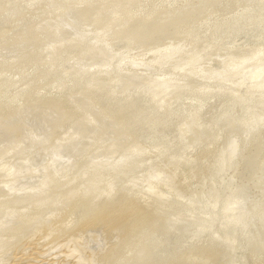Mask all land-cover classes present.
Segmentation results:
<instances>
[{"label":"rangeland","instance_id":"obj_1","mask_svg":"<svg viewBox=\"0 0 264 264\" xmlns=\"http://www.w3.org/2000/svg\"><path fill=\"white\" fill-rule=\"evenodd\" d=\"M0 264H264V0H0Z\"/></svg>","mask_w":264,"mask_h":264},{"label":"bare ground","instance_id":"obj_2","mask_svg":"<svg viewBox=\"0 0 264 264\" xmlns=\"http://www.w3.org/2000/svg\"><path fill=\"white\" fill-rule=\"evenodd\" d=\"M140 205V204H139ZM153 206H154V204L152 205V208H153ZM142 206H140V207H138V205L136 206V205H131V206H129V207H127V208H125V210L122 212V213H119L118 215H116L115 217H108L107 215H106V213L108 212L107 210H106V208L104 209V210H99L98 212H93L92 213V215H91V217L88 219V220H86L85 222H84V226H83V228L84 227H87V228H89V227H91V226H94V225H97L98 224V222L100 223V221H105L106 223L105 224H107V221H108V224H109V229L112 227V230H114V227H116V229H117V225H121L122 226V228H121V226L119 227V229H120V231L124 228V230L123 231H126L125 230V227H126V229H128V230H131V229H133V230H136V229H138V228H141L142 226H143V224L144 223H146V220L149 218V215H151V213H149L151 210H149V209H147V210H149V215L147 214V213H145L144 211H143V208L144 207H142ZM91 208H92V206H91ZM97 208V207H96ZM155 208V207H154ZM87 210V209H86ZM146 210V209H145ZM153 213V212H152ZM154 217V216H153ZM102 222V223H103ZM102 223H100V225H103V226H105V227H107L108 228V226H106L104 223L102 224ZM125 224V226H124V224ZM107 224V225H108ZM123 224V225H122ZM99 225V224H98ZM124 226V227H123ZM106 228V229H107ZM109 229H108V231H109ZM85 230V229H84ZM118 230V229H117ZM92 231V230H91ZM109 232H112L111 231V229H110V231ZM132 233V232H131ZM129 233H127V235H128ZM130 235V234H129ZM127 238V237H126ZM132 238V237H131ZM128 239V238H127ZM25 262V261H24Z\"/></svg>","mask_w":264,"mask_h":264}]
</instances>
